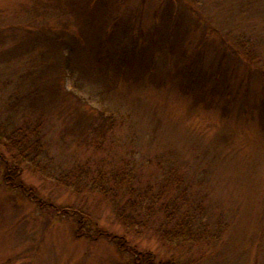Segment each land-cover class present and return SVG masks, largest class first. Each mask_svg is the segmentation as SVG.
Instances as JSON below:
<instances>
[{
	"label": "rangeland",
	"instance_id": "374dc122",
	"mask_svg": "<svg viewBox=\"0 0 264 264\" xmlns=\"http://www.w3.org/2000/svg\"><path fill=\"white\" fill-rule=\"evenodd\" d=\"M8 116L40 122L46 153L13 179L25 193L5 184L0 144V264H133L53 206L168 261L151 230L127 232L108 200L58 181L75 166L130 169L170 196L183 174L220 232L179 258L264 264V0H0L1 127Z\"/></svg>",
	"mask_w": 264,
	"mask_h": 264
},
{
	"label": "trees",
	"instance_id": "16d2710c",
	"mask_svg": "<svg viewBox=\"0 0 264 264\" xmlns=\"http://www.w3.org/2000/svg\"><path fill=\"white\" fill-rule=\"evenodd\" d=\"M10 118L9 116L5 118L3 127L0 125V144H3L11 156V160L4 158L6 163H11V165L6 164L5 184L10 188L24 190L26 193L21 181L15 179L16 182L13 179L18 176L25 164L39 170L45 168L42 164V155L46 150L41 124L36 119H25L23 123L15 124ZM102 120L94 124L90 123L99 135L106 126H111L114 122L111 117L106 118L105 115ZM95 172L97 175L90 171L89 167L75 166L65 171V180L58 179V181H62L69 188L73 187L72 189L77 193L86 187L90 192L98 193L110 202L116 220L127 232L139 235L147 229L151 230L165 248L171 250V256L168 261L160 262L161 260H157L153 252L143 251L129 244L125 234L100 228L95 231H90L89 228L84 230L87 214L72 206H53L58 213L74 217L78 224L75 229L76 234L108 239L120 252L131 254L133 264H196L193 257L186 260L179 257L195 245H210L217 239L220 226L217 225L215 228L210 226L209 221L201 213L199 200L189 201L188 187L184 183L186 179L183 174L171 180L175 193L170 196L169 192L164 191L165 185L152 191L151 187L144 186L136 172H131L130 169H114L109 174L101 170ZM10 174L13 178L8 180Z\"/></svg>",
	"mask_w": 264,
	"mask_h": 264
}]
</instances>
